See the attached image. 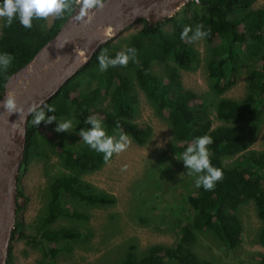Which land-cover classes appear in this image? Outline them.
<instances>
[{
	"label": "trees",
	"instance_id": "16d2710c",
	"mask_svg": "<svg viewBox=\"0 0 264 264\" xmlns=\"http://www.w3.org/2000/svg\"><path fill=\"white\" fill-rule=\"evenodd\" d=\"M255 1L189 2L182 11L153 25L145 19L140 20L142 27L123 42L114 43V38L103 44L76 75L40 106L46 115L74 122L70 130L72 135L67 133V139L63 136L54 139L43 134L47 123L41 121L34 125L30 115L21 169L48 157L49 149L63 158V170L51 179L43 214L37 220L41 239L49 246L45 248L46 255L50 253L55 257L61 251H70L64 244L82 239L81 232L71 227L53 226L60 218H88L71 209L64 197L97 206L116 202L114 195L93 190L82 181L84 173L97 170L105 162L102 154L84 144L77 133L80 128L89 127L84 123L85 118L95 115L102 121L107 135L123 132L137 144H145L152 128L134 121L138 104L136 88L143 91L158 115L167 118L175 141L171 147L172 155L176 158L180 159L195 137H211L213 142L207 146L209 159L214 167L222 170V179L210 191L195 187L187 196V204L182 208L185 215L182 223L177 224L172 243L154 244L142 255L131 248L115 264H164L168 260L176 264H216L194 250L197 233L209 231L225 248L234 249L242 240V223L237 210L249 200L254 202L257 216L262 221L258 238L264 248V151L249 149L264 119V5L254 7ZM69 2L73 5L72 10L61 18L53 17L50 24L43 18L33 20L31 29H24L16 21L5 26L2 20L0 52L11 54L12 61L0 72V97L9 76L31 60L80 5V0ZM188 10L190 16L185 14ZM168 25L170 29L165 28ZM197 25L207 30L206 37L213 40L208 48L207 71L210 86L216 94L231 87L239 71L248 63L253 64L245 95L241 99H219L212 112L183 84L181 71L197 69L200 57L192 40L180 39V33L186 26L194 29ZM129 47L135 50V57L127 65L109 67L103 72L99 70L98 55L115 56ZM154 63L163 66L162 74L153 71ZM103 94L109 96V107L100 104ZM45 105L51 106L54 112H47ZM213 116L223 123L214 127ZM232 157L236 159L231 161ZM23 197V191L17 189L18 210L23 207V203H19ZM24 228V223L17 220L13 240L35 244V237L27 234ZM12 255L10 246L8 264H13ZM256 264H264V252Z\"/></svg>",
	"mask_w": 264,
	"mask_h": 264
},
{
	"label": "rangeland",
	"instance_id": "374dc122",
	"mask_svg": "<svg viewBox=\"0 0 264 264\" xmlns=\"http://www.w3.org/2000/svg\"><path fill=\"white\" fill-rule=\"evenodd\" d=\"M263 5L264 0L254 2V7ZM79 7L80 5L77 8ZM183 7L178 11H182ZM185 14L190 16L191 11L188 10ZM52 19L53 16L47 17V23L50 24ZM2 20L0 18V34ZM142 25V22H136L113 42H123ZM165 28L170 29V25ZM212 42L206 36L192 40L191 44L200 57L199 67L192 71H181L184 88L195 92L201 103L211 112L219 99H241L245 95L253 66L248 63L239 71L231 87L216 94L210 86L207 71L208 48ZM153 71L162 74L163 66L154 63ZM136 92L138 104L134 121L150 125L152 132L143 145L137 144L126 134L129 143L123 152L114 154L107 164L104 163L97 170L81 176L82 181L93 190L114 195L117 199L114 204L87 205L63 196L64 202L71 209L88 216L87 220L60 218L53 224L54 227H71L81 232L82 239L64 244L70 251H61L55 257H51L50 253L46 255L44 251L49 246L41 239L37 228V220L42 216L47 201L49 183L63 170V158L49 149L48 157L32 162L25 170L20 169L17 189L23 191L24 197L19 201L23 203V207L21 210L17 209L16 219L24 223L25 232L35 237L36 243L26 244L20 240H12L10 246L13 264H42L50 261L53 264H115L131 248L142 255L154 244H170L174 241L177 224L182 223L185 215L182 208L187 204V196L195 188V177L189 176L182 161L172 155L171 147L175 141L167 118L155 112L143 91L136 88ZM100 104L102 107H109V96L103 94ZM222 123L213 116L214 127ZM55 128L56 121L47 123L43 134L54 139H59L60 136L67 139V133L72 135V127L64 132H57ZM249 149L264 151V119L257 138ZM236 157H232L231 161ZM237 214L242 223L241 243L228 250L211 232L201 231L197 233L194 245L199 256L216 264L257 263L264 248L258 238L262 221L257 216L254 202L249 200L241 204ZM164 264L176 263L168 260Z\"/></svg>",
	"mask_w": 264,
	"mask_h": 264
},
{
	"label": "water",
	"instance_id": "95a60500",
	"mask_svg": "<svg viewBox=\"0 0 264 264\" xmlns=\"http://www.w3.org/2000/svg\"><path fill=\"white\" fill-rule=\"evenodd\" d=\"M89 9L90 23L77 8L59 31L7 79L0 103L11 93L22 112L43 105L86 65L106 42L145 19L150 25L172 16L189 0H101ZM111 29V31H109ZM31 114L19 117L0 108V264H8L17 212V180L25 155Z\"/></svg>",
	"mask_w": 264,
	"mask_h": 264
},
{
	"label": "clouds",
	"instance_id": "9594fccd",
	"mask_svg": "<svg viewBox=\"0 0 264 264\" xmlns=\"http://www.w3.org/2000/svg\"><path fill=\"white\" fill-rule=\"evenodd\" d=\"M73 5L69 0H0V18H3L4 25H11L16 21L24 29L33 27V20H39L53 16L61 18L63 14L72 10ZM103 7L101 0H80V13L77 19L84 18V23H90L92 15L88 13L89 9ZM111 31V29H109ZM191 32V36H189ZM208 35L207 30H202L200 25L194 29L186 26L180 33V39L188 38L197 40ZM135 50L129 47L126 51L117 52L115 56L101 54L97 56L99 70L106 71L109 67L125 66L130 59H134ZM12 61L9 53L0 52V72L6 70ZM0 108L10 114L18 113L23 118L28 114L32 116V123L38 125L41 121L51 123L56 121L55 131H69L73 121L57 120L54 115H46L45 109L40 108L38 103L30 105L25 112L18 107L15 96L9 94L0 103ZM47 112H54L51 106L45 105ZM89 127L80 128L77 133L80 140L89 148L97 153L102 154L103 161L107 164L114 154L123 152L129 143V139L123 132L118 135H107L105 127L100 119L95 115H90L84 121ZM212 139L208 135L195 137L181 153L182 161L186 172L189 176H194V186L210 191L214 188L215 183L222 179V170L214 167L209 159L208 145L212 144Z\"/></svg>",
	"mask_w": 264,
	"mask_h": 264
},
{
	"label": "built area",
	"instance_id": "2783aa9c",
	"mask_svg": "<svg viewBox=\"0 0 264 264\" xmlns=\"http://www.w3.org/2000/svg\"><path fill=\"white\" fill-rule=\"evenodd\" d=\"M190 3L198 4L201 2V0H189Z\"/></svg>",
	"mask_w": 264,
	"mask_h": 264
}]
</instances>
